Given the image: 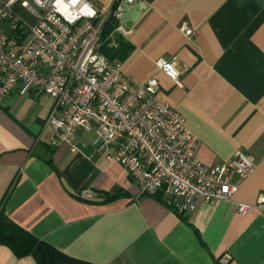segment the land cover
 <instances>
[{"label":"crops","instance_id":"0c3cea01","mask_svg":"<svg viewBox=\"0 0 264 264\" xmlns=\"http://www.w3.org/2000/svg\"><path fill=\"white\" fill-rule=\"evenodd\" d=\"M111 8L126 0H90ZM122 34L132 51L122 68L134 82L156 77L159 94L198 137L196 156L206 165L228 161L239 149L256 167L230 200L198 197L178 212L156 192L141 193L102 141L80 129L72 151L52 144L45 94L14 90L0 100V209L37 238L71 257L96 264H264V211L246 215L235 203L264 194V0H135ZM14 11L37 18L20 2ZM194 29L189 39L182 25ZM175 56L177 84L157 61ZM80 147V146H79ZM88 190L90 194H83ZM0 264H35L0 243Z\"/></svg>","mask_w":264,"mask_h":264},{"label":"built area","instance_id":"2783aa9c","mask_svg":"<svg viewBox=\"0 0 264 264\" xmlns=\"http://www.w3.org/2000/svg\"><path fill=\"white\" fill-rule=\"evenodd\" d=\"M17 2L36 16V23L14 11ZM111 10L99 9L90 0H0V100L14 90L47 95L53 104L48 117L52 144L66 142L77 151L78 131H93L108 158L125 167L141 193H161L180 213L192 210L198 197L230 200L238 189L232 174L250 175L255 157L239 149L216 165L197 158L199 139L159 94L158 79L134 82L124 74L121 61H111L100 51L102 27ZM121 12L119 4L114 11L119 20ZM182 28L187 38L194 35L187 23ZM117 30L129 32L123 24ZM157 66L180 83L175 56L159 59ZM235 207L243 215L253 208L264 211V194L255 203L239 201ZM228 260L229 255L221 257L223 264Z\"/></svg>","mask_w":264,"mask_h":264},{"label":"trees","instance_id":"16d2710c","mask_svg":"<svg viewBox=\"0 0 264 264\" xmlns=\"http://www.w3.org/2000/svg\"><path fill=\"white\" fill-rule=\"evenodd\" d=\"M117 6L118 4H115L112 7L110 15L103 24L99 49L111 61H124L131 53L132 45L117 31L119 18L114 14ZM158 194L162 196L161 193ZM0 243L11 247L17 256H33L35 264H96L71 257L37 238L13 221L2 209H0Z\"/></svg>","mask_w":264,"mask_h":264},{"label":"water","instance_id":"95a60500","mask_svg":"<svg viewBox=\"0 0 264 264\" xmlns=\"http://www.w3.org/2000/svg\"><path fill=\"white\" fill-rule=\"evenodd\" d=\"M129 7H130V4L129 3H124L123 4V9L124 10H127V9H129ZM120 20H122V21H124L125 20V14L124 13H121V15H120ZM80 146V148L84 151V152H86V153H91V151L93 150V148L90 146V145H87V146H83L82 144H80L79 145Z\"/></svg>","mask_w":264,"mask_h":264},{"label":"rangeland","instance_id":"374dc122","mask_svg":"<svg viewBox=\"0 0 264 264\" xmlns=\"http://www.w3.org/2000/svg\"><path fill=\"white\" fill-rule=\"evenodd\" d=\"M89 135H91V136H93V138L94 139H96L97 138V136L95 135V133L93 132V131H89V133H88Z\"/></svg>","mask_w":264,"mask_h":264}]
</instances>
